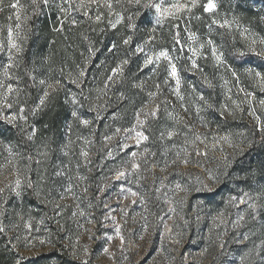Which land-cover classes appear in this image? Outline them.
I'll list each match as a JSON object with an SVG mask.
<instances>
[{"label": "rangeland", "instance_id": "rangeland-1", "mask_svg": "<svg viewBox=\"0 0 264 264\" xmlns=\"http://www.w3.org/2000/svg\"><path fill=\"white\" fill-rule=\"evenodd\" d=\"M16 0H3V10L0 11V42L7 43L8 26L13 27L14 38L23 48L20 54H14L16 66L10 69L11 79L5 80L3 77V65L8 63L7 51L0 52V82L12 83L14 87L21 89L19 96L13 94L10 100L18 99L24 103L23 83L24 71H35L32 73L36 80H32L36 85L39 96L42 95V86L38 80L45 77L59 79L63 85L54 95L58 94L66 103L68 108V118L63 126V140L57 145L55 155L49 151L47 160L40 156L24 157L10 137L4 132L3 128L15 127L9 124L6 119H0V205L4 210V215L0 216V226L4 227L5 237L12 249L17 252L18 259H13L14 264H23L27 261L37 259L42 256H51L42 263L47 264H240L241 256L247 255L245 264H264V196L261 195L264 189V132L260 125L249 114V105L242 104L243 112H237L235 117L224 115L214 109H208L202 113L208 122V127L204 128L197 118L192 101L196 93L205 95L216 108L226 101L224 89L220 87V75L231 79L230 74L224 67H214L210 51L204 49L205 58H197L200 69L206 74L216 87L208 89L201 80L200 71L189 70L191 68L188 59L191 53L187 50V32L183 30L189 28L194 31L204 42L211 38L216 45L225 53L227 64L241 73V86L252 92L256 99L252 107L256 108V115L264 121V110L259 107V99H264L259 87L244 73L245 67H253L257 70L258 61L255 57L250 58L249 62L241 65L232 56L231 36L228 30L219 29L217 25H212L209 32L208 25L213 18L222 20L227 18L232 20L233 16L239 18V23L243 27H249L253 32L264 36V0H217L218 8L216 14L204 13L202 4L205 0H200V5L193 10L191 15H183L180 19H168L160 25L155 24L154 10L149 11L135 4H128L125 0L121 6L116 8L120 11L125 20L120 24L124 25L118 31L121 39L126 35H133L135 47L136 42L143 44L148 37L151 29H157L156 47L161 46L173 49L172 36L178 30L174 25L179 26L181 42L184 50L173 51V57L179 56L175 62L178 64L182 77V92L185 95V103L189 107L190 114L184 113L181 109V102L172 93L171 89L175 83L167 76L166 65L162 64L154 74L152 66L143 68L142 57L132 55L129 48H125L122 43L118 50H113L112 45L116 44L114 36L117 29H113L108 24V18L102 20L100 24H93L83 15L81 10L75 8L77 0H72L73 7L69 9V19H64V14L56 7L57 4L67 6V0H50L48 5H41L39 11H33L32 0H19L21 5V28L15 29L16 13L7 7ZM105 12V10H101ZM137 12L139 14L137 15ZM40 15L37 25L32 29V20ZM89 14L94 16L95 10L90 9ZM27 15L29 20L23 17ZM106 16V12H105ZM11 17V19H9ZM128 17L132 20L129 21ZM200 17V19H196ZM140 19V21L138 20ZM71 20H76L73 25ZM63 21V23H61ZM129 23L136 25L135 29L128 27ZM103 29L101 31L100 29ZM57 29H62L57 31ZM19 36H16V33ZM232 34L236 36V47H244V42L240 40L233 25ZM26 37V39H25ZM87 37V39H85ZM163 41V45L159 41ZM94 50V54L90 53ZM115 51V53H114ZM29 54L30 61L26 70L22 69L23 59ZM128 58L130 63L126 66L133 67L135 78L131 82H144V87L134 88V97L137 99L135 111L144 107L145 112H150L155 104L167 99V108L184 116L187 123L192 125L194 131L208 135V142L211 144V133L218 135L231 134L232 144H221L224 151H209L207 157L197 156L190 145L184 143V130L180 126L179 134L169 139L165 136L160 138L161 132L173 127V121L169 120L164 112V105L158 117L147 118L144 131L149 135L148 141H143L136 145L132 139H123L126 133L122 130L115 138L105 143V135H113L116 128H121L115 121L119 118L116 108L121 100L118 94L114 95L113 87L107 90L106 95L97 101V89L103 88L106 75L110 74L109 69L114 67L119 59ZM90 59L89 63L85 60ZM85 70V76L81 79L80 86L71 83L69 74L73 78L77 77L80 69ZM125 68V70H126ZM49 69L52 71L49 72ZM168 80L165 84L164 81ZM154 83L161 86V95H158L153 102H149L148 92L155 91ZM232 87V97L241 100L243 94L236 92V86ZM195 89V92L192 90ZM75 94L80 101L79 104L71 103V96ZM87 98V99H86ZM67 101V102H66ZM101 104L98 109L100 118L97 119V111L90 110L91 105ZM2 107V106H0ZM76 109L82 118L92 120L89 127H83L79 123L73 126V133L67 127L74 121L71 111ZM6 114H11L4 108ZM115 117V118H114ZM143 118V117H142ZM135 123L134 113L131 116ZM105 124L103 133L98 135L101 126ZM72 128V127H71ZM6 135V136H5ZM90 139V145H83L82 140H77V136ZM71 138L75 143L71 160L62 161L60 156H65L60 146L66 144ZM136 145L131 151L143 153L137 155L136 163L140 165L139 175L131 176L128 179L117 180L113 172L106 170L108 162L115 156L117 151L125 149L122 144ZM89 151L91 163L85 166L83 159L79 157L81 146ZM263 147L262 162L260 167H252L248 175L241 174L242 164L246 162V155L257 146ZM11 147L13 155L9 156L7 149ZM128 147V148H129ZM188 148V162H184L183 149ZM201 152L204 145H198ZM111 150L113 156L108 157L107 151ZM146 150V151H145ZM181 153L178 157L177 153ZM60 155V156H59ZM227 157L228 164L225 166L224 157ZM41 159L40 165L36 160ZM11 161V163H9ZM79 161V166L77 165ZM131 154L125 160L123 168L131 170ZM28 165L33 167L44 166L36 172L29 170ZM238 166V174L236 171ZM62 170L64 175L56 177L55 171ZM77 174L87 177L86 180L76 179ZM45 176V180H40ZM19 179L23 185L21 197L30 188L27 181L31 180L35 187L39 182L42 185L40 206L30 211L23 224L11 225L6 218L9 213L11 200L17 198L15 192L10 191L9 187ZM139 179V183L136 180ZM225 179H231L233 189L224 196L221 207L212 210L209 204L203 200L202 194L211 193L221 186ZM179 183L187 189L186 193H176L175 185ZM71 186L72 192L67 188ZM84 188L88 191L85 193ZM132 188L144 197V203H131L133 198L128 200L123 198L122 190ZM249 193L251 200L241 204L239 198L243 194ZM61 196L64 199H61ZM186 199L183 204L178 203L181 197ZM18 197V198H19ZM237 199L230 203L231 198ZM259 197V199H257ZM139 200V197L136 198ZM256 203L255 210L248 207V204ZM61 205L57 208L56 205ZM99 208L102 213L101 223L107 231L99 229V222L95 218V213ZM175 208V212L170 209ZM83 211L84 215L79 212ZM76 213V215H73ZM219 213L224 214V223L219 220L214 222V218ZM110 219H105V215ZM146 218L145 220L141 217ZM240 216L244 220L236 224ZM114 218V223L113 219ZM187 222V223H185ZM31 224V228L26 224ZM167 224V229H165ZM120 226L124 237L123 243L119 237L115 236V227ZM108 236H113V240H107ZM247 237V238H245ZM107 240L102 247L96 246V241ZM62 245V246H59ZM70 259L65 256V249ZM87 248V252H85ZM104 248L109 249L111 255L104 252ZM97 253V259L91 256ZM258 253V254H257Z\"/></svg>", "mask_w": 264, "mask_h": 264}, {"label": "snow or ice", "instance_id": "snow-or-ice-1", "mask_svg": "<svg viewBox=\"0 0 264 264\" xmlns=\"http://www.w3.org/2000/svg\"><path fill=\"white\" fill-rule=\"evenodd\" d=\"M50 0H32L33 5V11L37 12L39 11L41 5H48ZM128 4H135L138 7H143L145 9H148L149 11L154 10L155 15V24L160 25L164 21L168 19L177 20L180 19L183 15H191L193 13V10L196 9L200 5V0H126ZM3 0H0V11L3 10L2 7ZM123 3H125V0H77L75 3V8L78 10H81L83 12V15L88 18V21H90L93 24H100L103 19L106 17L108 18V24L111 28L116 29L118 25H120L124 20V15L117 11L116 8L118 6H121ZM8 8L12 9L16 13V24L15 29L21 28V5L19 4V0H16V2H11L7 5ZM56 7L58 10L64 14V19H69V9L73 7L72 0H67V6L65 7L64 4H57ZM218 8L217 0H205V2L202 4V10L204 13L209 14H216V10ZM94 9L95 15L92 16L89 14V10ZM105 10V12H102L101 10ZM139 12H137V15ZM11 19V17H9ZM25 21L29 20L30 17L25 15L23 17ZM196 19H200V17H196ZM261 22H264V17H261ZM128 20L131 21L132 18L128 17ZM63 23V21H61ZM71 23L75 25L77 23L76 20H71ZM212 25H217L219 29H226L228 30V34L231 36V43H232V56L234 60L237 63H240L241 65L249 62L250 58L255 57L256 60L259 62L257 67L264 69V36H260L253 32L251 28L249 27H243L239 23V18L236 16H233L232 20H228L227 18H224L222 20H218L213 18L211 21V24L208 25L209 32L212 31ZM233 25L236 26V32L238 33V36L240 40L244 42V47H236V36L232 34ZM128 27L131 29H135L136 25L134 23H129ZM178 30L176 31L175 35L172 36V40L174 43L173 49H169L167 47L161 46L159 48L156 47L157 37L155 35L157 29L153 27L151 29L150 34L146 39H144L143 44H140L139 42H136L135 47H131L134 43V37L133 35H126L121 38V43L125 48H129L132 51V55L142 57V66L143 68H149L152 66V71L155 74L156 70L159 69V67L162 64L166 65V71L167 76L171 78V80L174 81L175 87L171 89L172 93L177 97V99L181 102V109L184 113L190 114L189 107L185 103V95L182 92V77L180 73V69L178 67V64L175 62L176 60L180 59L179 56L173 57L172 52L173 51H180L182 52L184 50V45L181 42V33L179 31V26L174 25ZM62 29H57V31H60ZM103 31V29H100ZM184 32H187L188 35L186 37L187 41L190 43L187 45L188 52L191 53V56L188 57L191 68L189 70H195L200 71L201 73V80L203 84L208 89H213L216 87V84L213 82L212 79H210L206 74L203 73V71L200 69L198 59L197 58H205L204 57V49L207 47L210 51L211 59L213 61V66L220 68L224 67L226 71L230 74L231 79L226 78L224 75H220L219 80L222 82L220 84V87L224 89V95L226 101H230L231 103H222L219 105L218 108L210 102V100L203 94L196 93L195 99L192 101L193 110L197 116V118L200 120L202 126L204 128L208 127V122L205 120L204 116L202 115L203 112H205L208 109H214L219 112L221 116L228 115L235 117L236 113L243 112L244 108L242 107V104H248L249 107V114L253 116V118L257 121V123L260 125L262 132H264V121L261 120L260 116L256 115V108L252 107L253 101L256 99L254 94L250 91H248L245 87L241 86V73H239L237 70L232 68L227 64V59L225 53L218 47L215 43V41L211 38L207 39L204 42H200V38L198 35L191 31L189 28H185L183 30ZM16 36H19V33H16ZM26 39V37H25ZM87 39V37H85ZM161 45H163V41H159ZM113 50H118L117 44L112 45ZM7 51V59L8 63L6 65H3V77L5 80L11 79L9 73L10 69L13 68L15 65V55L14 54H20L23 52V48L20 44L17 43L16 38H14V31L12 26H8L7 29V43L5 45L4 42H0V52ZM91 54H94V50H89ZM90 59L85 60V63H89ZM130 63V60L128 58H122L119 59V61L116 63V65L109 69L110 74L106 75L104 86L103 88H98L97 91V101L102 99L103 95H106L107 90L115 87L117 84H123L125 79V68ZM35 71L33 69L32 71L27 72L26 74L31 77L32 80H36V76H34L32 73ZM52 70L49 69V72ZM244 73L247 75L248 78H250L258 87L261 93H264V70H257L253 67H245ZM85 76V70L83 68L80 69L79 74L77 77L73 78L71 74H69V79L71 83L76 84L77 87L80 86L81 79ZM165 84L168 83V80L166 79L164 81ZM38 84L42 86V95L38 97V103H34L33 106L30 109H26V106L24 104H21V102L18 99L10 100V97L15 94L17 97L19 96L21 89L14 87L12 83H4L0 82V119H6L9 124H15L17 120L21 121H27L28 115L35 116L38 112L43 111L49 104L51 98L54 97V94L63 87L61 84V81L59 79H54L53 77H45L38 80ZM231 85L236 86V92L238 94H243V98L241 100L233 99L231 93H232V87ZM134 88H140L142 89L144 87V82L140 81L139 83H134L132 85ZM155 91H149L148 97L149 102H153L155 98L158 95H161V86L159 84L154 83L153 85ZM195 92V89L192 90ZM87 99V98H86ZM118 100H125L127 99L126 94L124 91H120L119 96L117 98ZM67 102V101H66ZM71 103L73 105H77L80 103V101L77 99L76 95L73 94L71 96ZM169 102L167 99L161 101L160 104H155L153 109L150 112H145L144 107H140L138 111L134 112V119L135 123L132 124L130 127L121 129L116 128L113 135H105L103 137V140L105 143L111 142L116 134H119L122 130L126 133V135L123 137V139H132L135 141L136 145H140L143 141L149 140V135L146 134L144 131V128L147 124V118L151 116L153 119L158 117V114L161 110V105H164V112L166 113L169 120L173 121V127L165 129L164 132H161L160 138L164 139L165 136L167 138L171 139L174 136L179 134L180 126L182 125V128L186 131H184V143L186 145L192 146L195 154L197 156L203 155L205 158L208 155L209 151H220L223 152V147H218V145L221 144H232V135L225 134V135H218L217 133H211V144L208 142V135L200 132L194 131L192 125L187 123L184 116H182L180 113L175 112L173 109L172 111H169L167 108V104ZM259 107L264 110V99H259L258 101ZM103 105L101 104H93L91 105L90 110L97 111V119L100 118L99 110L102 108ZM4 108H7L11 114H6L4 111ZM27 112V115L25 114ZM71 116L74 118V120L78 121L80 125L83 127H89L93 122L90 119L82 118L79 112L74 108L71 111ZM143 117V118H142ZM115 118V117H114ZM69 130L71 129L72 125L67 126ZM23 131V129H22ZM38 134V130L34 127L30 128L27 133V140L32 141L35 139V137ZM77 140H82L83 145H90L92 141L86 137L77 136ZM2 143V142H0ZM75 142L69 138L68 142L66 144H62L60 146L61 152L65 156H69L73 149V144ZM81 146L79 149V157L83 159L85 162V166L87 164L91 163L89 158V151L86 149V147ZM198 145H204V151L201 152ZM121 147L127 149L129 147L128 144L124 143L121 145ZM44 151L39 152L38 155L43 158V160H47L50 153L48 151L49 145L45 143L44 145ZM9 156L13 155V150L11 147L7 149ZM146 151V150H145ZM184 155V162H188V148L185 147L183 150ZM106 155L108 157L113 156V152L111 150L107 151ZM137 155H143V153H137L132 152L131 153V170L128 168H117L115 170V178L117 180L121 179H128L131 176H137L139 175V169L140 165L136 163V157ZM181 153H177V156L179 157ZM29 160H32L33 158L31 156L28 157ZM225 166L228 164V159L225 156L224 158ZM37 165H40L43 161L41 159H37L36 161ZM11 163V161H9ZM77 165L79 166V161H77ZM54 175L56 177H61L64 175L62 170L55 171ZM45 176H41L40 180H45ZM76 179L79 181L86 180L87 177L81 176L77 174ZM137 183H139V179L136 180ZM27 187L32 188L34 193L39 196L41 193L42 185L37 182L35 187L33 185V182L31 180L27 181ZM10 191L15 192V195L19 197L23 191V185L22 182L17 179L13 185L9 187ZM3 189H0V192H2ZM68 192H72V187L69 186L67 188ZM83 191L86 193L88 191L87 188H84ZM174 191L176 193H186L187 189L183 187L181 184L177 183L175 185ZM126 193V194H124ZM123 198L125 200H128L129 197L133 198L131 200V203L135 204L137 202L144 203V197L140 195L138 191H133L132 188H127L122 190ZM261 195L264 196V189L261 191ZM139 197V200L136 198ZM61 199H64L63 196H61ZM186 199L185 197H181L178 203L183 204ZM237 198L233 197L230 200V203H233ZM252 197H250L249 193L245 192L243 194V197L239 198V202L241 204L248 203V200H251ZM259 199V197L257 198ZM233 206L235 204L233 203ZM57 208H60L61 205L57 204ZM248 207L255 210L257 208L256 203H250L248 204ZM170 211L175 212V208L170 209ZM80 215H84L83 211L79 212ZM4 215V210L2 205H0V216ZM73 215H76V213H73ZM105 219H110L109 215H105ZM113 219V223L114 218ZM141 219L145 220V228H146V218L141 217ZM216 220H219L220 223H224V214L219 213L216 218H214V222ZM244 220V216H240L238 220L236 221V224L238 225L240 221ZM26 227L31 228V224H26ZM165 229H167V224H165ZM115 236L119 237L121 240V243L124 241V237L122 235V229L120 226L115 227ZM4 231V227L0 226V232ZM247 238V237H245ZM113 236H108L107 240H113ZM85 252H87V248L84 249ZM105 253L111 255L109 253L108 248L103 249ZM247 259V256H241L240 258V264H245ZM17 264H19V261H17Z\"/></svg>", "mask_w": 264, "mask_h": 264}, {"label": "trees", "instance_id": "trees-1", "mask_svg": "<svg viewBox=\"0 0 264 264\" xmlns=\"http://www.w3.org/2000/svg\"><path fill=\"white\" fill-rule=\"evenodd\" d=\"M40 15L36 13V17L32 20V29L37 25V22L39 21ZM140 21V19H138ZM125 25V24H124ZM124 25H120L117 29L120 32ZM125 27V26H124ZM115 42H117V46L121 44V39L118 37V34L114 36ZM115 53V51H114ZM29 54H26V56L23 59L22 69L26 70L28 67ZM27 70L24 71V83L23 88L24 91L22 92L24 95V104L26 106V109H30L34 103H38V97L39 92L32 81L31 77H29L27 74ZM135 78V72L133 67H127L125 70V79L123 84H117L115 87H113V94L116 95L120 93V91H124L126 94L127 99L121 100V102L118 103V107L116 108V111L118 113V119L115 121L121 129L130 127L133 124V121L131 116L134 113V109L136 108L137 99L134 97V92H132L131 82ZM27 115V112L25 113ZM68 118V108L66 103L62 100L61 96L56 94L53 98H51L48 106L41 112H38L35 116L28 115L27 121H19L15 127L11 128H3L5 131L4 133L11 138L14 145L19 148V150L22 152L24 157H34L39 156L38 153L44 151V145L47 143L49 145V151L52 152V154H58L56 152L57 144L63 140V126L65 123V120ZM78 121L74 120L70 124L72 125L71 128V135L73 133V126L76 125ZM101 126V129L98 131V135L100 136L102 130L105 128ZM34 127L38 130V134L35 137L34 140L28 141L27 140V133L30 128ZM23 129V131H22ZM1 133V128H0ZM5 135V136H6ZM136 148V145H131L127 149H121V151H117L115 153V156L110 159L108 162L106 161V170H109L110 172H113V175H115V170L117 168H122L125 160L129 155L131 154V151ZM263 147L257 146L255 149L251 150L246 155V162L242 164L241 167V174L248 175L249 171L252 167H260L262 162V149ZM72 152H75L72 150ZM72 153H70L69 156H60V159L62 161H68L71 160ZM29 170H32L36 172L42 168V171L46 169L43 165L40 167H33L32 165H28L27 167ZM238 174V166L236 165V171ZM231 179H225V181L222 182L221 186L217 188V190L211 192V193H205L202 194L203 200L206 201L210 208L212 210H217L221 207V204L223 203L224 196L227 192H230L233 189ZM42 192V188H41ZM41 195V194H40ZM40 196H37L33 189L30 188L27 190L21 197H17L14 200H11L9 202L10 209L8 215H6L7 221L11 225H21L23 224L24 220H26V217L28 216L30 211H33V208L38 209L40 206ZM103 208H99L97 212L95 213V218L99 222V229L102 232H105L108 230V228H105L103 224L101 223L102 213H100V210ZM107 240L101 239L99 241H96V246L102 247L106 244ZM62 246V245H59ZM65 249V248H64ZM67 250L65 249V256L67 259H70L69 255H67ZM51 256H42L37 259L27 261L23 264H47L42 263L47 259H51ZM98 254L94 253V255L91 256V259H97ZM13 259H18V254L10 244L7 242L5 237V232H0V264H14ZM70 264H77V263H70ZM92 264V262L90 263Z\"/></svg>", "mask_w": 264, "mask_h": 264}, {"label": "clouds", "instance_id": "clouds-1", "mask_svg": "<svg viewBox=\"0 0 264 264\" xmlns=\"http://www.w3.org/2000/svg\"><path fill=\"white\" fill-rule=\"evenodd\" d=\"M185 223H187V222H185ZM258 254V253H257ZM248 254H246V256H247ZM249 264H251V262H249Z\"/></svg>", "mask_w": 264, "mask_h": 264}]
</instances>
